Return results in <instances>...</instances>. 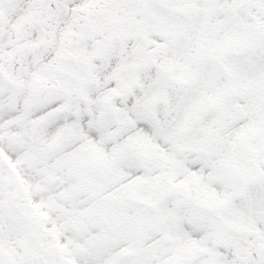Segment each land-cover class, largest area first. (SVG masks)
<instances>
[{
	"label": "snow or ice",
	"instance_id": "6c2138e0",
	"mask_svg": "<svg viewBox=\"0 0 264 264\" xmlns=\"http://www.w3.org/2000/svg\"><path fill=\"white\" fill-rule=\"evenodd\" d=\"M0 264H264V0H0Z\"/></svg>",
	"mask_w": 264,
	"mask_h": 264
}]
</instances>
